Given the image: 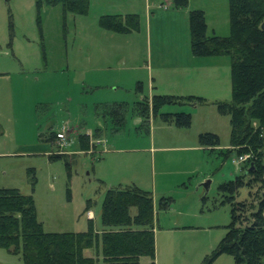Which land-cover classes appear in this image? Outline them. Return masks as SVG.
I'll use <instances>...</instances> for the list:
<instances>
[{
  "label": "rangeland",
  "instance_id": "374dc122",
  "mask_svg": "<svg viewBox=\"0 0 264 264\" xmlns=\"http://www.w3.org/2000/svg\"><path fill=\"white\" fill-rule=\"evenodd\" d=\"M170 1L91 0L85 14L65 12L61 3L47 5L41 12L44 51L35 2L0 0V68L10 72L0 87L16 97L11 115L15 139L6 148L11 153L0 156V185L32 193L47 230L79 231L91 223L102 230L107 188L135 182L154 197L156 263L203 264L231 221V205L221 203L218 186L243 168L233 161L235 153L226 155L200 145L199 134L213 131L221 138L219 148L231 146L230 115L219 111L218 102L232 100L233 78L230 55L192 54L189 12L202 8L208 32L228 35L230 2L187 0L176 12ZM130 12L139 15L137 29L121 32L100 23L102 14ZM12 39L15 51L7 44ZM151 45L154 63L157 47L158 55L172 58L186 60V53L191 54L189 66L182 69L154 68L164 83L184 75V87L193 85L194 92L206 98L204 103L181 105L192 113L190 126L165 121L160 115H151L149 122L134 112L141 95H150ZM115 102L127 103L120 124L101 105ZM177 108L167 104L161 110ZM61 129L69 140L66 156L51 158L57 145L51 130ZM41 132L56 145L48 153L29 152L36 144L44 148ZM81 133L92 136L88 147L83 146ZM207 179H211L208 189L202 184ZM163 195L174 198L168 209L160 207ZM247 195L243 186L239 197ZM89 209L95 213L93 219L88 218ZM86 253L97 254L95 248ZM0 264L26 263L20 254L0 246ZM212 264L236 262L232 254L222 252Z\"/></svg>",
  "mask_w": 264,
  "mask_h": 264
},
{
  "label": "trees",
  "instance_id": "16d2710c",
  "mask_svg": "<svg viewBox=\"0 0 264 264\" xmlns=\"http://www.w3.org/2000/svg\"><path fill=\"white\" fill-rule=\"evenodd\" d=\"M173 1L178 7L187 3V0ZM90 2L36 0L41 33L44 4L61 3L65 12L85 14ZM229 2L231 33L228 35L208 33L202 8H193L189 12L193 54L230 55L233 78L232 100L218 102L219 111L230 115L231 146L226 150L219 148L221 138L213 131L201 132L199 142L226 155L251 154L242 163L241 174L218 186L221 203L231 205V221L219 245L203 264H212L222 252L232 254L236 264H264V0ZM138 18L139 15L133 12L106 13L101 15L100 23L108 29L128 32L139 27ZM10 26L13 27L12 21ZM191 101L202 103L206 98L195 94L154 93L151 101L147 97L138 100L134 112L147 121L152 114L180 126H190V111L161 109L167 104ZM126 106V102H119L114 107L104 105V110L120 124L125 119L122 109ZM80 140L84 147L91 145L87 133H81ZM66 153L51 152L50 156L59 158ZM243 186H247L248 195L240 198ZM173 200L172 196L163 195L160 207L167 209ZM101 218L103 228L100 231L93 223L79 231L47 230L38 216L32 193H24L17 186H0V246L20 254L26 264H142L144 255L151 257L149 264H156L154 197L150 190L137 184L108 187ZM89 248H95L97 254L88 255L86 250Z\"/></svg>",
  "mask_w": 264,
  "mask_h": 264
},
{
  "label": "crops",
  "instance_id": "0c3cea01",
  "mask_svg": "<svg viewBox=\"0 0 264 264\" xmlns=\"http://www.w3.org/2000/svg\"><path fill=\"white\" fill-rule=\"evenodd\" d=\"M33 1L36 4V0H33ZM162 2H164V0H162ZM172 2L174 3V1H170V4ZM30 4H29V6H30ZM47 5L48 4H44L42 6V8H41V11H43L45 6H47ZM174 6L176 8V9H174V11L178 12L179 7L176 6V5H174ZM36 8H37V4H36ZM213 32H215V30ZM39 38H40V44L42 46L41 48H42V50H44V47H45V44H44L45 43V33H44V31H43V36L40 35ZM29 39H31V38H29ZM29 42H32V41H29ZM7 44L13 51H15V49H16L15 40L13 41V39H12L11 41H8ZM190 48H191V44H190ZM163 50L164 49L162 48V51ZM159 51H161V49L159 47H157V52H156L157 53V55H156L157 56V60L154 63V61L152 59V55H153V52H154V47H153V45H151V49H150V61H151V63L148 62V64H147V68L149 69V73H150V78L148 80V85H149V89H150V91H149L150 95L149 96L148 95H141L142 96L141 99L147 97L151 101L152 95L154 93L177 94V95H189V94L197 95L196 92H194L195 88H193L194 87L193 85L191 86V88L184 87V82L186 81V78H184V75L182 76L181 79H175L174 81H171V82H168V83H164L163 82L164 81L163 78L160 77L159 74H154V68L163 69L165 67V68H169L170 70H175L176 68L182 69L185 66H189L190 62L188 60H189L191 54L190 53H186V55H187L186 60H182L181 57L179 58L178 56H174V58H172V56L169 55V54H167L166 56H163V53L158 55ZM191 52H192V50H191ZM44 54H45V55H43L44 56V62L47 64L48 60L46 58L47 57L46 52H44ZM192 54H193V52H192ZM193 55H195V54H193ZM9 74H10L9 71L0 68V81L4 77H9L10 76ZM36 80H39V78L37 77ZM97 85H99V84H97ZM140 87H141L140 88L141 91H143L144 85L141 84ZM185 89H189L187 91H191V92H186ZM24 90H27V88H24ZM155 90L157 92H155ZM198 95H201V93L198 94ZM15 100H16V97H15V94H13L12 91H9V90H8V92L6 90L1 91V87H0V156L5 155L7 153H11L6 148H7V146L10 145V142L14 141V139H15L14 130L12 129L14 123H13V119L11 118V115L14 112V110L12 111V109L14 108L13 104L15 103ZM118 103L119 102H115V103L109 104L107 106L108 107L109 106L114 107ZM202 103H204V102H202ZM101 105L104 106L105 104H101ZM181 105L182 104L171 105V106H178L179 108H177L176 110H167V111L183 110V108H181ZM3 107H4V110H2ZM139 117H140V115H139ZM148 121L149 122L151 121V116L149 117ZM51 131L56 132V130H51ZM11 132H13L12 136H11ZM8 133H10L9 137L7 136ZM40 139L44 140V142H45L44 148L42 147V144H40V145L36 144L35 148L33 150H30L29 152L33 151L35 153H48V152L51 151V150H49V147H53L54 145H56L54 139L51 141V139H49L47 134L44 135L43 132L40 133ZM92 144H93V146L95 148H97V144H95V143H92ZM132 183L135 184V182H132ZM120 185H122V184H120ZM0 186H6V185H0ZM109 187H111V186H109ZM87 214H88V218L89 219H93L94 218L95 213L93 212V210L89 209ZM41 220L43 221V219H41ZM155 239H156V230H155ZM143 257H148L149 260L146 261V262H143V260H142ZM150 262H151V257L150 256L144 255V256L141 257V263L142 264H149Z\"/></svg>",
  "mask_w": 264,
  "mask_h": 264
},
{
  "label": "built area",
  "instance_id": "2783aa9c",
  "mask_svg": "<svg viewBox=\"0 0 264 264\" xmlns=\"http://www.w3.org/2000/svg\"><path fill=\"white\" fill-rule=\"evenodd\" d=\"M57 145L56 149L53 150L58 153L67 152V146L69 145L68 137L66 136V132L64 129L56 131ZM251 156L249 152L242 154H235L233 157L234 162L245 163L248 158Z\"/></svg>",
  "mask_w": 264,
  "mask_h": 264
},
{
  "label": "water",
  "instance_id": "95a60500",
  "mask_svg": "<svg viewBox=\"0 0 264 264\" xmlns=\"http://www.w3.org/2000/svg\"><path fill=\"white\" fill-rule=\"evenodd\" d=\"M262 27L264 28V22L262 24ZM211 179H207L206 181L202 182V184L208 189L210 187Z\"/></svg>",
  "mask_w": 264,
  "mask_h": 264
}]
</instances>
